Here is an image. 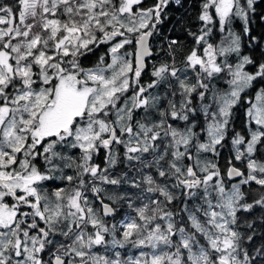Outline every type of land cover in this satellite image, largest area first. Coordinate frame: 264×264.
Segmentation results:
<instances>
[{
  "label": "snow or ice",
  "instance_id": "obj_1",
  "mask_svg": "<svg viewBox=\"0 0 264 264\" xmlns=\"http://www.w3.org/2000/svg\"><path fill=\"white\" fill-rule=\"evenodd\" d=\"M173 4L0 0V264H264V8Z\"/></svg>",
  "mask_w": 264,
  "mask_h": 264
},
{
  "label": "trees",
  "instance_id": "obj_2",
  "mask_svg": "<svg viewBox=\"0 0 264 264\" xmlns=\"http://www.w3.org/2000/svg\"><path fill=\"white\" fill-rule=\"evenodd\" d=\"M154 0H145V5H150L153 3ZM182 3L185 5L183 8H179L177 6L170 5L167 9L169 13V18L165 20V22L162 25H159L161 33L171 38H178L181 41L190 42V38L185 40L186 33L184 32L182 27H179V22L176 20V17H181L183 20L191 24L193 28H195L197 25L194 22L195 15L199 12V0H182ZM264 8V0H258V10ZM237 29H239L240 25L237 23L236 25ZM253 29L254 35H259L261 33H264V23H261L259 19L253 18V23L251 25ZM170 29H173L172 31H169ZM163 41L158 38L157 43H162ZM104 47V46H102ZM105 49L99 50L98 52H103ZM247 49H245L246 51ZM97 52V54H98ZM95 59V57H90L89 60L86 61V63L91 62V60ZM237 124L239 126V121H237ZM239 130V127H238ZM227 154V153H225ZM258 214V210L257 213ZM249 219H252L253 216H249ZM256 225L258 226V231H264V228H260V222L256 221ZM257 240H259V237H257Z\"/></svg>",
  "mask_w": 264,
  "mask_h": 264
},
{
  "label": "rangeland",
  "instance_id": "obj_3",
  "mask_svg": "<svg viewBox=\"0 0 264 264\" xmlns=\"http://www.w3.org/2000/svg\"><path fill=\"white\" fill-rule=\"evenodd\" d=\"M102 49H105V48L101 46V48H100L99 50H102ZM100 53H101V52H98L97 55H99ZM129 175L131 176V175H133V174H132L131 172H129ZM120 191H121V192H123V191L133 192V191H135V190H133V189H131V188H122V189H120Z\"/></svg>",
  "mask_w": 264,
  "mask_h": 264
}]
</instances>
